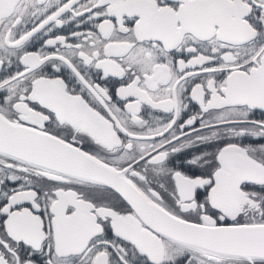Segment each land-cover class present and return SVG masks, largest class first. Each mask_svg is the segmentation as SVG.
Instances as JSON below:
<instances>
[{
	"label": "snow or ice",
	"instance_id": "1",
	"mask_svg": "<svg viewBox=\"0 0 264 264\" xmlns=\"http://www.w3.org/2000/svg\"><path fill=\"white\" fill-rule=\"evenodd\" d=\"M0 264H264V0H0Z\"/></svg>",
	"mask_w": 264,
	"mask_h": 264
},
{
	"label": "flooded vegetation",
	"instance_id": "2",
	"mask_svg": "<svg viewBox=\"0 0 264 264\" xmlns=\"http://www.w3.org/2000/svg\"><path fill=\"white\" fill-rule=\"evenodd\" d=\"M37 47H38V45H37Z\"/></svg>",
	"mask_w": 264,
	"mask_h": 264
}]
</instances>
